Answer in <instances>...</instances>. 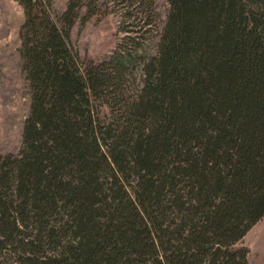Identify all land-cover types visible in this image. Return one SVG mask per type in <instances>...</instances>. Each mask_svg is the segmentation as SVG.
I'll return each mask as SVG.
<instances>
[{
	"label": "trees",
	"instance_id": "trees-1",
	"mask_svg": "<svg viewBox=\"0 0 264 264\" xmlns=\"http://www.w3.org/2000/svg\"><path fill=\"white\" fill-rule=\"evenodd\" d=\"M15 1L30 101L19 150L0 153V264H248L264 0H165L164 18L152 0ZM111 10L124 37L79 56L73 26Z\"/></svg>",
	"mask_w": 264,
	"mask_h": 264
},
{
	"label": "rangeland",
	"instance_id": "rangeland-1",
	"mask_svg": "<svg viewBox=\"0 0 264 264\" xmlns=\"http://www.w3.org/2000/svg\"><path fill=\"white\" fill-rule=\"evenodd\" d=\"M67 0H53L56 11L64 9ZM155 12L164 18L165 0H152ZM113 10V9H112ZM108 12L105 17L77 22L71 32L72 47L83 58L101 59L111 54L125 33H117L120 15ZM23 11L15 0H0V153L15 154L21 146L24 119L29 112V91L21 70L19 29ZM124 27V24H121ZM144 29V28H143ZM142 29V30H143ZM135 36V34H132ZM147 34H144L146 36ZM152 38L146 36L144 46L153 51ZM248 247V264H264V216L243 237Z\"/></svg>",
	"mask_w": 264,
	"mask_h": 264
}]
</instances>
